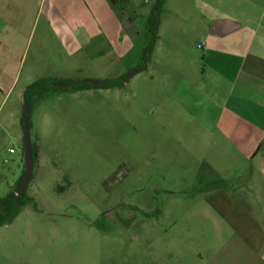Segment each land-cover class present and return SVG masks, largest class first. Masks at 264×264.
Segmentation results:
<instances>
[{
  "label": "rangeland",
  "instance_id": "374dc122",
  "mask_svg": "<svg viewBox=\"0 0 264 264\" xmlns=\"http://www.w3.org/2000/svg\"><path fill=\"white\" fill-rule=\"evenodd\" d=\"M229 1L166 0L147 71L121 88L49 92L38 100L29 114L38 158L26 189L35 207L25 205L0 226V264H153L159 257L168 263L171 248L173 255L187 254L203 238L208 218L203 180L197 179L203 165L186 163L185 146L193 137L180 125L187 113L172 98L171 76L166 85L159 76L169 71L178 79L184 72L175 68H189L190 60L201 68L199 29L223 14ZM154 5L137 0L116 8L120 18L132 20L136 48L109 62L63 46L37 14V0H8L0 54H11L12 47L11 76H18L11 91L0 85V196L24 165L21 88L40 77L91 80L127 72L124 64L136 66L150 47L146 21ZM88 14L84 20L91 25ZM97 33L88 29L77 38L99 43ZM149 72L156 77L153 86L146 83Z\"/></svg>",
  "mask_w": 264,
  "mask_h": 264
},
{
  "label": "crops",
  "instance_id": "0c3cea01",
  "mask_svg": "<svg viewBox=\"0 0 264 264\" xmlns=\"http://www.w3.org/2000/svg\"><path fill=\"white\" fill-rule=\"evenodd\" d=\"M136 1L37 0V14L71 52L122 61L136 48L129 33L134 24L120 18L116 8ZM7 2L0 0V38L7 28ZM89 12L91 25L84 20ZM221 20L228 21L226 32L212 33V25ZM88 29L98 32L99 43L91 44L92 37L85 43L77 38ZM199 32L201 68L190 60L189 68H175L184 72L178 79L164 71L158 81L166 85L171 76L172 98L187 113L186 124L180 125L193 137L185 146L186 163L203 165L197 179L203 180L200 195L208 222L203 238L187 247L189 253L173 255L171 248L168 263L159 257L153 264H264V0H231L224 13L207 18ZM7 47L11 54H0V85H11L9 92L18 72L12 78L14 51ZM149 73L146 83L153 86L156 77ZM170 240L172 244L175 239Z\"/></svg>",
  "mask_w": 264,
  "mask_h": 264
},
{
  "label": "trees",
  "instance_id": "16d2710c",
  "mask_svg": "<svg viewBox=\"0 0 264 264\" xmlns=\"http://www.w3.org/2000/svg\"><path fill=\"white\" fill-rule=\"evenodd\" d=\"M166 0H155L156 6L150 11L147 21L146 28L148 29L152 41L150 47L144 48L141 61L132 69L127 72L113 78L105 79V81L100 85H92L89 79H72V78H58V77H40L35 79L33 82L25 86L22 94V104L25 101L27 103L26 114L29 120L30 111L33 109L34 105L38 102L40 98L45 96L49 92H61V91H83L90 90L93 88H121L129 80L127 74L132 70H137V72L143 71L146 68L147 63L150 60L152 46L154 43V38L156 34V23L158 19V13L161 10L163 3ZM21 130H22V120L20 118ZM22 145H23V138ZM31 141V140H30ZM31 151H32V166L34 165L36 159L38 158V146L36 143L31 141ZM24 174V165L20 176L16 179L13 185L7 190V192L0 196V226L11 223L14 218L19 214L23 207L27 204L33 205L35 207L34 198L27 194L26 189L24 193L17 199L16 193L20 182ZM32 178V176H31ZM30 178V180H31Z\"/></svg>",
  "mask_w": 264,
  "mask_h": 264
},
{
  "label": "water",
  "instance_id": "95a60500",
  "mask_svg": "<svg viewBox=\"0 0 264 264\" xmlns=\"http://www.w3.org/2000/svg\"><path fill=\"white\" fill-rule=\"evenodd\" d=\"M156 6V3L154 5V8ZM228 21L227 20H221L217 21L212 25L211 32L215 34H222L225 31L226 25ZM137 70H132L127 74L126 78L131 77L132 75L136 74ZM105 81V79H91L89 82L92 85H100ZM27 111V103L24 101L22 105V111H21V120H22V138H23V164H24V174L22 177V180L20 182V185L18 187L16 198L18 199L25 191L30 177L32 173V151H31V141L29 136V120L28 116L26 114Z\"/></svg>",
  "mask_w": 264,
  "mask_h": 264
},
{
  "label": "built area",
  "instance_id": "2783aa9c",
  "mask_svg": "<svg viewBox=\"0 0 264 264\" xmlns=\"http://www.w3.org/2000/svg\"><path fill=\"white\" fill-rule=\"evenodd\" d=\"M199 47H201V45H200V44H198V48H199ZM8 151H9V152H13V151H14V149H13V148H9V149H8Z\"/></svg>",
  "mask_w": 264,
  "mask_h": 264
}]
</instances>
